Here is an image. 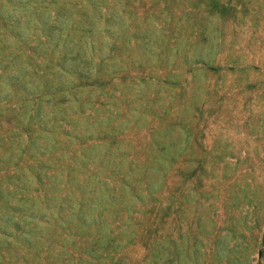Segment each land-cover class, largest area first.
Here are the masks:
<instances>
[{"label": "rangeland", "instance_id": "1", "mask_svg": "<svg viewBox=\"0 0 264 264\" xmlns=\"http://www.w3.org/2000/svg\"><path fill=\"white\" fill-rule=\"evenodd\" d=\"M0 264H264V0H0Z\"/></svg>", "mask_w": 264, "mask_h": 264}]
</instances>
